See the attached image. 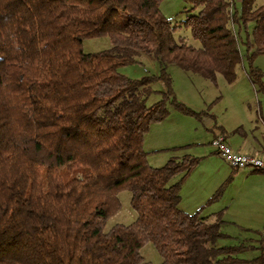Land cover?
<instances>
[{
	"label": "trees",
	"instance_id": "obj_1",
	"mask_svg": "<svg viewBox=\"0 0 264 264\" xmlns=\"http://www.w3.org/2000/svg\"><path fill=\"white\" fill-rule=\"evenodd\" d=\"M162 1L0 0V264H151L142 254L149 243L160 264L243 262V247L217 245L226 236L222 213L210 219L180 209L182 184L201 157L153 166L144 140L171 107L207 114L177 99L168 64L234 82L246 57L264 95L254 64L264 54V4L185 0L191 14L182 25L196 47L176 38L180 26ZM102 36L110 48L84 51L87 38ZM141 54L159 62L158 75L119 71ZM157 81L162 98L149 105ZM123 190L137 218L106 230Z\"/></svg>",
	"mask_w": 264,
	"mask_h": 264
},
{
	"label": "crops",
	"instance_id": "obj_2",
	"mask_svg": "<svg viewBox=\"0 0 264 264\" xmlns=\"http://www.w3.org/2000/svg\"><path fill=\"white\" fill-rule=\"evenodd\" d=\"M237 99L230 113L226 112L227 108L223 115L207 111L200 119L212 117L208 125L213 132L211 144L199 147L197 153H201L200 156L196 154V148L201 144L196 137L200 127H183L186 121L179 112H171L166 119L152 125L145 136L144 147L150 164L158 167L165 159L169 161L186 155L201 157L182 184L180 209L187 213L202 209V216L210 219L222 213L221 229H226L227 224L232 223L248 233L245 242L239 245L243 247L239 253L243 260L240 264H264V172L232 166L212 143L219 133H225L234 151L253 155L264 153V101L258 96L255 99ZM188 122L194 124L191 120ZM222 186L221 196L208 203ZM223 233L226 234L224 238L230 236L225 231ZM242 253L249 254L241 256Z\"/></svg>",
	"mask_w": 264,
	"mask_h": 264
},
{
	"label": "rangeland",
	"instance_id": "obj_3",
	"mask_svg": "<svg viewBox=\"0 0 264 264\" xmlns=\"http://www.w3.org/2000/svg\"><path fill=\"white\" fill-rule=\"evenodd\" d=\"M263 4L264 0H255L256 7ZM190 6L191 5L185 0H163L161 9L166 17L170 18L175 25L180 26L175 34L178 40L180 38H184L189 44L200 47L201 43L194 39L191 29L182 25V22L187 18L188 15L191 14L190 11H187ZM252 26L253 23L251 24V27ZM240 46L242 53L245 54V46L243 44ZM110 47L111 42L108 36L87 38L84 41L83 46L85 52H99ZM254 64L264 72V54L257 55L254 59ZM248 66V61L246 57H244L237 68V78L234 82H229L222 74H219L217 81L213 82L200 74L184 70L176 64H168L167 70L172 76L174 93L179 101L183 102L186 106L197 112L209 111V113H214L216 111L223 115L225 114L226 108V112L228 113L233 110V107L235 106L234 101L237 97L238 101L241 98L252 97L255 99L256 96H258V98L264 101V95L255 91L250 81V78L247 74ZM160 70L159 62L151 59L145 54L138 56L137 63L119 67V71L122 74L137 79L147 75H158ZM152 87L155 91L148 97L147 103L149 105L159 101L162 98L164 84L161 81H157L152 84ZM171 112H179L181 115H183L182 117L186 121L183 122V127L193 128L194 126L192 125L200 127V130L198 129V132L196 133V137L201 140L199 141L201 144L196 148V154H199L197 156H200L201 153H197L199 151V147L211 144L210 141L213 132L212 128L210 129L211 126L208 125V123L212 121V117L206 116L200 120L199 118L192 115H187L174 107H171ZM188 119L194 124L188 122ZM165 161L162 162L161 160L159 164L163 166L166 164V162H168ZM180 177L181 174L172 178L168 185L176 183ZM119 197L122 202V208L116 215L108 220L106 224V230L118 223L130 224L137 218V213L131 206V191L123 190L120 192ZM231 216L232 218H235L233 215ZM222 230L229 233L230 236L227 238H221L217 243L218 246L235 244L240 245L241 243L245 242V239L248 236V233L240 228L237 224L229 223L227 224L226 229L224 228ZM142 254L145 258V262H150L151 264H160L163 260V257L156 251L152 243L147 244L142 249ZM248 254L249 253H242L241 256Z\"/></svg>",
	"mask_w": 264,
	"mask_h": 264
},
{
	"label": "built area",
	"instance_id": "obj_4",
	"mask_svg": "<svg viewBox=\"0 0 264 264\" xmlns=\"http://www.w3.org/2000/svg\"><path fill=\"white\" fill-rule=\"evenodd\" d=\"M212 143L217 148L219 154L232 166L237 168H252L264 172V153L253 155L234 151L228 143L225 133H219ZM262 238L264 239V231Z\"/></svg>",
	"mask_w": 264,
	"mask_h": 264
}]
</instances>
